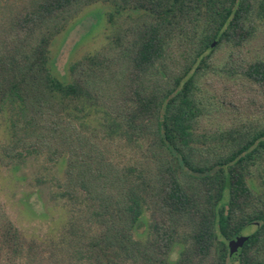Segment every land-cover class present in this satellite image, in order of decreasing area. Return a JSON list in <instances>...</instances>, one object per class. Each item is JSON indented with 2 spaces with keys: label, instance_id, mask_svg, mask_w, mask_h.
Returning a JSON list of instances; mask_svg holds the SVG:
<instances>
[{
  "label": "trees",
  "instance_id": "obj_1",
  "mask_svg": "<svg viewBox=\"0 0 264 264\" xmlns=\"http://www.w3.org/2000/svg\"><path fill=\"white\" fill-rule=\"evenodd\" d=\"M94 1H115V13L142 12L138 43L121 52L117 73L108 72L106 58L89 56L71 66L73 81L65 84L49 68L50 44L58 32L31 38L45 23L56 26L69 10ZM120 1L31 0L11 22L20 37L0 41V112L11 107L15 135L19 127L38 134L30 153L40 152L45 142L55 154L63 156L66 148V193H79L87 203L86 222H74L68 230L79 246L67 259L71 264H168L176 244H182L176 264H228L229 242L256 225L238 252L239 264H264V196L249 182L252 168L264 166V124L198 133L207 113L198 79L217 48L229 46L230 69L237 60L235 72L264 93V54L239 61L255 25L264 22V0ZM95 108L122 126L129 141L149 142L158 166L152 186H135L133 178H146H136L141 170L121 172L106 158L96 134L69 119L72 112L86 115ZM149 187L154 238L144 243L134 231ZM43 261L41 247L27 240L0 206V264Z\"/></svg>",
  "mask_w": 264,
  "mask_h": 264
},
{
  "label": "rangeland",
  "instance_id": "obj_2",
  "mask_svg": "<svg viewBox=\"0 0 264 264\" xmlns=\"http://www.w3.org/2000/svg\"><path fill=\"white\" fill-rule=\"evenodd\" d=\"M30 1L0 0V41L20 37L18 29L16 32L11 30V22L24 14V8ZM116 2L121 4L120 0ZM117 8L115 1L80 4L63 15L56 26L47 22L35 29L31 39L58 32L51 41L49 52V68L55 77L65 84L71 83L74 77L71 66L89 56L106 58L108 72L119 71L121 52L138 43L137 32L141 33L145 19L142 12L133 8L115 13ZM59 29L61 31H57ZM180 40L176 35L174 44H180ZM231 51L227 45L217 48L208 60L209 65L200 71L199 97L207 113L201 120L198 133L234 130L243 125L257 128L264 124V93L242 74L235 72L240 66L237 60V66L230 69ZM263 54L264 22H258L241 51L242 59L239 61H251ZM14 117L11 107L0 112V206L23 236L43 250L44 261L35 264H71L67 254L79 245L70 239L68 230L74 222H86L87 203L79 193L77 197L76 194L70 196L66 193L69 155L65 147L63 156L62 153H52L53 149L50 150L46 142L40 146V152L30 153L38 134L19 127L15 135ZM70 117L76 119V127L96 134L98 138L95 140L106 158L121 172L130 167L141 170L136 178L139 174H144L146 178L142 182L133 178L135 186L141 183L152 186L156 182L158 166L148 141H129L123 127H115L112 118L101 108L92 109L86 115L72 112ZM48 123L51 124V121ZM111 126L113 133H110ZM17 137L19 146H16ZM47 140L51 141L49 135ZM181 180L186 182L187 178ZM122 181L127 189L128 184ZM249 182L256 195L264 196V166L252 168ZM121 184L117 185L121 188ZM148 193H151V187L146 189L148 204L134 231L136 239L144 243L154 238L155 203ZM255 229L256 225H251L242 235L247 236ZM185 230L190 232L189 227ZM183 248L182 244H176L168 264H176ZM228 256V264H239L238 254L231 256L229 250Z\"/></svg>",
  "mask_w": 264,
  "mask_h": 264
},
{
  "label": "water",
  "instance_id": "obj_3",
  "mask_svg": "<svg viewBox=\"0 0 264 264\" xmlns=\"http://www.w3.org/2000/svg\"><path fill=\"white\" fill-rule=\"evenodd\" d=\"M247 237L240 235L236 239L229 242L230 255L238 254L239 250L244 246Z\"/></svg>",
  "mask_w": 264,
  "mask_h": 264
}]
</instances>
